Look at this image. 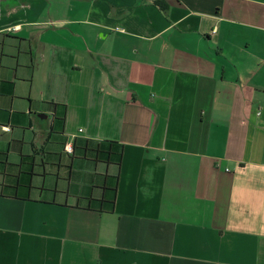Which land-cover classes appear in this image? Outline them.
Segmentation results:
<instances>
[{
    "label": "crops",
    "instance_id": "1",
    "mask_svg": "<svg viewBox=\"0 0 264 264\" xmlns=\"http://www.w3.org/2000/svg\"><path fill=\"white\" fill-rule=\"evenodd\" d=\"M0 264H264V0H0Z\"/></svg>",
    "mask_w": 264,
    "mask_h": 264
},
{
    "label": "built area",
    "instance_id": "2",
    "mask_svg": "<svg viewBox=\"0 0 264 264\" xmlns=\"http://www.w3.org/2000/svg\"><path fill=\"white\" fill-rule=\"evenodd\" d=\"M65 151H66L68 154H73V146H72V144H68V145H66V147H65Z\"/></svg>",
    "mask_w": 264,
    "mask_h": 264
}]
</instances>
